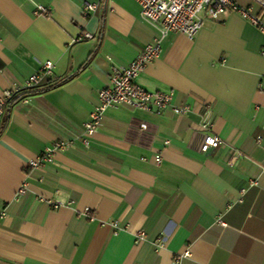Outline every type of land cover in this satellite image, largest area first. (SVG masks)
Listing matches in <instances>:
<instances>
[{"label": "crops", "instance_id": "obj_1", "mask_svg": "<svg viewBox=\"0 0 264 264\" xmlns=\"http://www.w3.org/2000/svg\"><path fill=\"white\" fill-rule=\"evenodd\" d=\"M201 17L137 79L190 111L110 108L87 147L111 64L132 63L157 29L134 0H0V97L54 64L0 125V264H264V34L237 13ZM205 122L222 139L208 153ZM56 141L72 144L26 170Z\"/></svg>", "mask_w": 264, "mask_h": 264}, {"label": "built area", "instance_id": "obj_2", "mask_svg": "<svg viewBox=\"0 0 264 264\" xmlns=\"http://www.w3.org/2000/svg\"><path fill=\"white\" fill-rule=\"evenodd\" d=\"M141 8V17L144 21L154 26L158 35L152 43L147 45L138 57L128 66L111 64L109 73V83L103 88L97 97V104L90 114V120L85 123L84 130L79 137L85 146H89L91 139L102 125L105 113L110 108L126 106L134 110L151 111L162 114L167 110H172L175 115L187 114L188 106H173V93L150 92L137 83L139 76L146 70L147 66L156 61L162 52V43L170 33H180L193 40L203 27L201 14L213 22H218L223 15L237 13L245 20L249 21L262 34H264V0H252L257 3L261 14H256L253 8H243L233 0H134ZM96 4H87L85 13L95 12ZM39 12L45 13V9L39 7ZM87 38L92 35L87 34ZM111 61V59L109 58ZM54 64L46 62L39 71L33 74L19 90H5L0 97V125L3 121L5 108L13 100L15 95L23 90H31L39 87L48 77L53 75ZM264 91V81L261 85ZM212 123L205 122L202 125L204 142L202 152L208 153L212 149H217L222 144L219 135L212 132ZM141 130H147V124L141 125ZM71 142L56 141L48 146L43 154L34 161H31L26 170L38 169L54 159L55 153L68 149ZM161 158L157 157L160 163ZM26 191L24 185L19 193ZM57 206V205H56ZM181 257H177L174 264H180Z\"/></svg>", "mask_w": 264, "mask_h": 264}]
</instances>
